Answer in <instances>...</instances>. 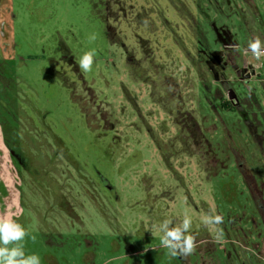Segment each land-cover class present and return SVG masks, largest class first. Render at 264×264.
I'll use <instances>...</instances> for the list:
<instances>
[{"label":"rangeland","instance_id":"1","mask_svg":"<svg viewBox=\"0 0 264 264\" xmlns=\"http://www.w3.org/2000/svg\"><path fill=\"white\" fill-rule=\"evenodd\" d=\"M13 1L17 17L13 59L7 60L2 75L9 83L15 82L12 74L16 75L17 81L28 79L30 87L27 86L26 91L33 92L36 97L43 89L44 96L51 98L46 107L52 111L43 119V124L33 121L29 125L31 130L26 133L28 140L24 146L26 149L34 148L37 143L43 142L37 140L44 139L48 134L51 139L52 133L47 127L51 128L52 125L57 134L60 133V129L62 130L60 140L63 143L58 155L46 156L42 164L37 167L38 176L29 178L27 176L29 170L17 166L12 152L2 138L0 129V216L6 215L24 227L27 236L22 244L26 254L39 255L41 264H214L212 261L214 259L202 255L204 254L202 251L208 247L211 249H208L209 253L215 250L214 255L220 258L218 264H225V261L221 260L223 251L214 248L211 243L207 244V241H213L214 245L221 243L222 247L226 244L222 240L214 241V233L203 225L201 215L210 208L222 215L225 221L228 214L243 213V211L248 216L255 214L246 184L234 168L235 152L245 164L246 183L255 190L253 179L255 178L257 182L263 183L264 190V117L263 120L261 117V128L256 130L259 140L256 139L258 146L255 150L245 127L238 124L237 118L219 111L214 118L215 122L210 123L215 127V131L213 130L211 134L206 133V138L213 146L216 144L229 146V152L225 151L217 155L218 159L224 160L225 153L227 154L229 159L226 160L225 167L213 173L206 170L204 168L206 157L198 145L195 149L198 154L203 155L193 154L191 160L183 159L182 164L172 160L175 168L179 165L186 167L183 173L181 169L178 171L184 174V185L177 184V188L168 176L169 173L165 171L156 148L144 133V129L139 131L135 130L134 126L121 127L119 129L121 134L117 139L121 143L120 148H116V155L106 161L101 159L102 162H98L97 157L101 158L108 153L106 150L108 139L101 138L104 132L102 128L97 125L88 126L87 122L81 120L80 114L76 112V95L70 88L68 89L72 81L73 85L82 86L84 79L93 86L96 93L104 89L106 94V90H112L117 82L122 80L112 74L111 64L99 63L100 57L103 59L100 49L103 41L101 27L94 18L84 22L85 13L82 12L84 8L94 10L93 1ZM261 5L264 9V0H261ZM52 16L57 17L59 27H65L64 22L70 21L72 27L77 30L78 38L81 35V40L84 41L83 47H79L80 39L77 40L75 37L77 41L74 42L77 48L76 63L85 52L95 50L92 71L85 73L78 67L79 77L68 65L69 72L75 74V78L68 79L66 87L62 85L61 80L55 82L57 77L55 74L61 73L63 64L57 61L52 65L51 53L48 52L46 45L32 41L33 38L42 37L46 43L50 38L51 41L56 39L55 43L60 42L61 38L57 37V27L52 26V35L49 39L44 34L48 26L53 24ZM234 24L239 27L235 34L240 37L242 45L247 39L248 28L252 26H249L251 21L249 18L243 21L239 17L234 20ZM93 35L95 40H90ZM71 51L74 52L73 49ZM61 53L60 51L54 53L55 56L57 55V60ZM40 54L45 55V60L35 62L27 59L29 55ZM43 67H45L44 71L40 69ZM101 70L105 82L101 81ZM178 70L187 72L184 64L178 65ZM189 73L191 72H188V76L193 78ZM261 78L262 81L251 80L247 87L237 89L235 92L243 95L247 93L248 88L254 89L252 92L255 93L264 114V76ZM1 87L3 88V85L0 84ZM14 88H16L14 92L15 90L20 92L19 84ZM142 88L139 94L143 93ZM86 103L90 104L91 101L86 99ZM194 103L197 105L194 106L195 117L205 114L197 99ZM49 105L54 110L48 107ZM101 108L104 109V106ZM154 113L157 112L150 114L151 125L158 121V115L156 117ZM3 115L0 106V116ZM209 116L213 118L214 113ZM64 119L67 123H63ZM222 121L228 133L225 128L223 129ZM171 124V122L170 125L166 124L164 128H157L155 124L154 131L158 132L160 137L169 139L176 132V128ZM42 127L45 130H42ZM12 128L13 125L9 127L11 130ZM163 130H166L165 133ZM36 134H40V137L35 138ZM123 152L125 154H121ZM34 161L37 162L36 160L30 162ZM98 171L105 175L103 177L107 179L113 192H102L94 181V175L98 176ZM184 190L189 193L185 194ZM255 193L259 195L258 190ZM187 199L190 206L186 203ZM186 210L192 217L191 233L196 236L200 248L195 249L187 260L179 262L160 245V234H153L152 225L164 219L177 223L182 220ZM262 212L264 215V209ZM257 221L260 223L258 227L260 239H264V225L260 218H257ZM262 256L264 257V252ZM251 264H264V259L254 258Z\"/></svg>","mask_w":264,"mask_h":264},{"label":"flooded vegetation","instance_id":"2","mask_svg":"<svg viewBox=\"0 0 264 264\" xmlns=\"http://www.w3.org/2000/svg\"><path fill=\"white\" fill-rule=\"evenodd\" d=\"M92 1L95 9L86 10L84 8L82 12L85 13L84 22H89L94 18L101 27L103 41L100 49L104 60L100 57L99 63L111 64L112 74L122 80L117 82L112 90H106V94L104 89L96 93L93 86L84 79L82 86L73 85L72 81L68 89L70 88L76 95V112L80 114L81 120L87 122L88 126L97 125L102 128L104 132L101 138L108 139L106 147L108 153L101 158L97 157L98 162H102L101 159L106 161L116 155V148H120L121 143L117 140L121 134L119 129L123 126H134L135 130L144 129V133L155 146L165 171L174 181L175 188L177 184L184 185V174L182 173L186 167L179 165L175 168L172 160L182 164L183 159L184 161L191 160L190 157L193 154H204L206 157L204 168L210 170L211 173L216 172L217 169L225 167V162L229 159L226 153L224 160L218 159L217 155L230 151L229 146L220 144L213 146L206 138V133L211 134L213 130L215 131V127L210 123L215 122L214 118L219 111L232 114L237 118L238 124L245 127L246 134L256 150L258 146L256 139L259 140L256 130L261 128V117L262 120L264 117L262 106L258 103L255 93L252 92L254 89L248 88L247 93L243 95H238L235 90L247 87L249 79L247 80L245 76L251 68H255L258 72V66H250L248 70V64H255L251 55L245 58L247 63L243 66L240 50L232 51L226 48L229 44H236L239 49L242 46L240 37L235 34L239 27L234 24V20L239 17L243 21L250 18L245 19V12L248 11L253 15L256 0H250L253 4H248L249 9L246 4L248 1L245 0ZM14 11L13 0H0V84L3 85V88H0V106L4 112L3 117L0 116V129L2 138L12 152L17 166L20 169L27 168L29 170L27 176L34 178L39 173L37 167L42 164L46 156L55 157L60 152L63 144L60 140L62 130L60 129V133L57 134L53 125L51 128L47 127L52 133L51 139L48 134L44 139H38L37 141L43 140V142L37 143L34 148L26 149L24 146L28 140L26 133L31 130L29 125L33 121L43 124V119L52 111L46 107L51 98L44 96L43 89L36 97L33 92L26 91V87H30L28 79L17 81L16 75L12 74L15 82L9 83L2 75L7 60L13 59L14 29L17 21ZM52 17L53 24L48 26L44 34L49 39L52 35V26H55L58 28L57 37L61 38L60 42L55 43L56 39L51 41L50 38L46 43L42 37L33 38L32 41L46 45L48 52L51 53L52 65L57 61L63 64L60 69L61 73L55 74L57 75L55 82L61 80L62 85L66 87L68 79L75 78V74L72 75L69 72V66L72 67L71 71L75 70L77 76L80 77L76 63L77 48L74 42L80 39L79 47L82 48L84 41L81 40V35L78 38L77 30L72 27L70 21L64 22L65 27H59L57 17ZM250 21L254 24L255 20L252 18ZM254 25L256 27V22ZM57 51L62 52L58 60L57 55L54 54ZM27 59L37 62L45 60V55H29ZM171 62L174 64L172 65ZM180 64H184L187 72H179L178 65ZM44 68L40 69L44 71ZM188 72H191L189 74H192L193 78L188 76ZM102 73L101 70L100 78L105 82ZM16 84H19L20 92L16 90L14 92ZM141 87H143V93L139 94ZM86 99H89L91 103L87 104ZM195 99L199 101L205 112L198 117L199 120L195 117ZM103 106L104 109L101 108ZM48 107L52 108L51 105ZM152 112H157L154 113L156 117L158 115V121L155 123L157 128H164L166 124L172 123L171 125L176 128L173 137L162 138L158 132L154 131L156 125H151L150 121ZM212 113H214L213 118L209 116ZM217 120L221 121L219 118ZM63 123H67L66 119ZM11 125H13L12 130L9 129ZM221 125L224 129L223 121ZM41 129L45 130L44 127ZM225 129L228 133L227 128ZM233 130L236 129L233 128ZM165 131L163 130L164 133ZM37 136L40 137V134H36L35 138H39ZM198 145L203 154H198L196 151L195 148ZM235 154L234 168L246 184L255 214L248 216L245 211L228 214L227 220H223V223L218 226L222 233V242L226 244L222 247L220 243L221 249H226V253L221 258L222 262L229 264L230 260L226 259L227 251L236 248L243 252L242 248H245L246 264H251V261L261 254L259 252L261 239L258 232L260 223L257 218H260L263 223V183L257 182L252 177L255 190L246 183L245 164L238 158L239 154L237 152ZM33 160L37 162H30ZM180 169L182 173H178ZM98 173V176L94 175V181L97 182L102 192H113L107 179L103 177L105 175L101 171ZM187 176L189 177L188 174ZM256 190L259 195L255 193ZM184 192L189 193L186 190ZM186 203L191 205L188 199ZM247 236H250L251 240H247ZM209 243L214 246L213 241L208 240L207 244ZM199 246L197 245L196 249L200 248ZM208 249L206 247L202 255H208ZM173 259L184 262L187 257L176 256Z\"/></svg>","mask_w":264,"mask_h":264},{"label":"clouds","instance_id":"3","mask_svg":"<svg viewBox=\"0 0 264 264\" xmlns=\"http://www.w3.org/2000/svg\"><path fill=\"white\" fill-rule=\"evenodd\" d=\"M146 23V21H145ZM95 40V35L90 37ZM227 49L239 51V46L229 44ZM245 55L260 62L264 58V41L259 36L252 37L244 49ZM95 57V50L85 52L78 60V67L85 73L92 71ZM257 66L264 67V63ZM201 222L214 233V241L221 242L222 233L219 225L223 223V217L217 214L214 209H209L201 215ZM192 217L187 210L182 220L173 223L170 219H164L152 225L153 234H160V245L168 250V254L176 257H188L195 252L197 247L196 236L191 233ZM27 236L24 227L15 220L0 216V264H41L39 255L26 254L22 241Z\"/></svg>","mask_w":264,"mask_h":264},{"label":"water","instance_id":"4","mask_svg":"<svg viewBox=\"0 0 264 264\" xmlns=\"http://www.w3.org/2000/svg\"><path fill=\"white\" fill-rule=\"evenodd\" d=\"M245 48L246 47L244 45H242L241 48H240V53L242 55V62H243L242 64H243V66L246 65L247 59H245V58L248 57V55L244 54V49ZM261 61L263 62L264 58H262ZM250 66L255 67V64H253V65L248 64V66H247L248 70L251 68ZM244 68L246 69V67H244ZM257 69L259 70L258 72H256L255 68H251L250 72L245 76L246 79L247 80L249 79V81H251L250 79L252 77H254L252 80L256 79L255 81H259V80L262 81L263 79L261 77L264 76V67H259L258 66ZM233 96H235V94ZM247 240H250V236H247ZM214 248L222 250L223 254H225V252H226V249H221V246L218 245V244L214 245ZM214 251H211L209 253L210 255L209 254L208 255H209V257L211 259H214V260H212L214 262V264H218L220 258L214 255ZM242 251L243 252H240V250H237L236 248H231L229 251H227L226 259H229L234 264H245L247 256L245 255V252H244L243 248H242ZM217 258H219V259H217ZM221 260H222V258H221Z\"/></svg>","mask_w":264,"mask_h":264},{"label":"crops","instance_id":"5","mask_svg":"<svg viewBox=\"0 0 264 264\" xmlns=\"http://www.w3.org/2000/svg\"><path fill=\"white\" fill-rule=\"evenodd\" d=\"M245 1H248V3L246 2V4H247V7L249 9L250 5L248 6V4H253V3H250V0H245ZM254 13L252 15L248 11L245 12V16H244L245 19L247 17H250L249 19L254 18V20H256V21H254V24H255V22L257 23L256 27L253 24V22H252V24L249 25V26H251V25L252 26L248 28V30L246 32L247 39L242 44L245 47H247L248 41L254 36H259L261 38V40L264 41V9H263V6L261 5V0H256V6H255ZM261 62L262 61H260V62L255 61V66H257ZM262 63H264V61ZM259 249H260L261 254H259L258 256H256V254H255V256L258 257L259 259H261V258L264 259V257L262 256V254L264 252V239H261V244H260V248ZM229 264H234V263H232L230 261ZM247 264H250V263H247Z\"/></svg>","mask_w":264,"mask_h":264},{"label":"trees","instance_id":"6","mask_svg":"<svg viewBox=\"0 0 264 264\" xmlns=\"http://www.w3.org/2000/svg\"><path fill=\"white\" fill-rule=\"evenodd\" d=\"M264 124V123H263ZM264 134V133H263ZM263 137H264V135H263ZM263 219H264V216H263ZM263 224H264V220H263Z\"/></svg>","mask_w":264,"mask_h":264}]
</instances>
